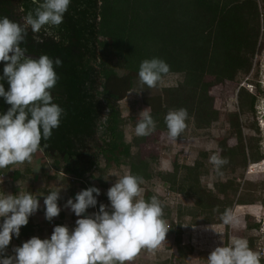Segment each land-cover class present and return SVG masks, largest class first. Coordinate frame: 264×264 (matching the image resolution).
Masks as SVG:
<instances>
[{"label":"trees","instance_id":"16d2710c","mask_svg":"<svg viewBox=\"0 0 264 264\" xmlns=\"http://www.w3.org/2000/svg\"><path fill=\"white\" fill-rule=\"evenodd\" d=\"M36 6L32 0H0V18L22 24V17ZM46 30L59 36V42L46 36ZM257 31L255 0H70L61 25L45 26L35 34L43 43H37L29 29L22 45L28 54H47L63 61L56 68L59 79L51 95L64 114L59 128L53 131L51 139L42 140L39 151L50 160L54 173L78 182L96 166L98 155H108L114 165H125L127 174L142 176L144 182L158 177L171 192L191 201L185 211L191 224L198 219L203 223H222V215L230 209L239 189L238 178L246 163L264 157L255 118L257 96L263 88L258 61L253 69V91L240 85L236 93L237 110L224 112L226 135L232 136L234 143L227 145L225 137L216 139L218 155L228 162L219 170L222 178L212 181L210 187L200 180L208 174L200 159L186 169L173 166L160 170L155 169L152 160L141 157L134 147L144 137L134 134L129 141L124 139V118L117 103L128 91H141L142 103L149 107L153 119L165 118L169 110L185 108L187 124L207 127L213 118L205 112L198 115L190 111L185 89L196 87L203 91L205 84L198 82L200 74L231 81L245 76L251 68ZM153 57L170 66L168 74L180 76L174 85L156 91L140 84L139 65ZM3 67L0 62V77ZM0 84L5 91L9 89L6 79H0ZM201 96L205 97V93L201 92ZM10 107L0 97V115ZM244 113L253 117L250 122L241 120ZM244 127L252 135H244ZM95 134L98 143L90 147L88 142ZM226 169L230 172L223 174ZM31 171L27 161L0 169L10 186L5 194L25 192L24 184L30 180ZM242 183L246 184L239 200L242 203L259 200L264 181ZM153 196L150 189H144L146 201ZM252 226L256 232L258 224ZM38 228L41 226L31 215L27 225L20 228L19 236L14 235L11 240L33 237ZM53 229L50 226L43 235L35 237L50 239ZM173 242L182 258L184 245L180 244V236H174ZM12 244L7 246L5 255L14 256L15 252L10 251Z\"/></svg>","mask_w":264,"mask_h":264},{"label":"clouds","instance_id":"9594fccd","mask_svg":"<svg viewBox=\"0 0 264 264\" xmlns=\"http://www.w3.org/2000/svg\"><path fill=\"white\" fill-rule=\"evenodd\" d=\"M37 5L22 17L23 23L0 18V62L4 63L3 76L9 89L0 84V97L11 107L0 115V169L9 165L31 162L33 154L41 148V142L51 139L59 128L64 109L54 102L51 95L59 79L56 68L63 65L60 58L52 59L42 54L38 59L25 55L22 47L28 30L37 43H43L39 35L45 26H59L64 22L70 0H32ZM23 11V9H21ZM58 43L59 36H53ZM170 72V66L162 59L153 57L139 65L141 85L155 88ZM141 91H130L128 94ZM103 117H106L104 115ZM135 126L137 136H149L156 129L149 107L139 113ZM188 112L185 108L169 110L165 116L168 137L175 141L186 130ZM44 147H48L47 144ZM210 162L219 173L228 161L212 155ZM143 177L125 174L107 190L111 211L100 204L99 211L85 216L86 210L95 207L100 190L89 187L69 198V207L77 216L76 227L70 232L67 226H55L50 239L33 236L14 249V256L5 255L13 237L19 236L29 217L39 208L36 196L29 192L0 194V264H126L133 261L143 250H157L166 240L169 226L163 219L160 201L151 197L146 201L141 185ZM59 191L44 197L45 219L51 221L61 211L58 206ZM95 193V196L93 195ZM225 224L235 220L230 210L222 215ZM264 254L249 247L248 241L235 238L231 244L216 247L207 257V264H261Z\"/></svg>","mask_w":264,"mask_h":264},{"label":"rangeland","instance_id":"374dc122","mask_svg":"<svg viewBox=\"0 0 264 264\" xmlns=\"http://www.w3.org/2000/svg\"><path fill=\"white\" fill-rule=\"evenodd\" d=\"M254 67L255 61L252 58L249 72L241 79L232 81L219 78L216 80L215 76L200 74L198 76V82L205 84L203 91H201L205 93V97L201 96V92L196 87L185 89V95L187 96L190 111L198 115L204 112L208 113L210 118H213L210 124L207 127L200 128H194L191 123L187 124L186 130L181 136L177 137L175 142L169 139L168 130L163 129V127H166L165 118L161 116L155 117L154 120L157 124L155 131L149 136H144V140L134 147V150L141 157L152 160L155 163V169L160 170H170L173 166L186 169L195 159H200L203 161L205 168L208 169V174L200 178V180L207 187H210L212 181L217 178H222V174L216 172L214 165L209 159L214 154L218 155L219 149L216 147V139L225 137L227 145L234 143L233 137L228 134L226 135V128L223 124L224 112L237 110L236 93L240 85L248 89V91H253L255 79L253 76ZM259 75L263 88L257 96L255 118L257 119V135L260 137V149L264 153L263 133L260 132L258 126L260 120L262 122L264 120V71H260ZM179 79L180 76L178 74H167L164 76L163 81L152 90L157 91L161 87L174 85ZM130 91L137 90L132 89ZM130 91L117 103L120 114L124 118L122 130L126 141H129L135 134V126L140 119L139 113L147 108L142 103L141 93L132 92L128 94ZM240 117L243 122H250L253 118L247 113L240 115ZM260 125L264 129V122ZM242 132L246 136L252 135V131L247 130L246 127L242 128ZM88 143L90 147L91 145L96 147L95 144L98 143L97 134ZM92 150L94 151L91 148L90 151ZM96 160V166L92 168L82 182H78L71 181L59 173H54L50 167V160L39 150L33 154L30 162L32 169L30 180H26L24 186L26 188L25 192L30 191L39 201V208L32 215L35 221L41 226V228L35 231V236L43 235L45 230L50 226H67L71 232L76 227V220L83 218V216L77 217L69 207H65L66 202L69 198L75 202L76 194L81 190L87 189L89 184L97 185V188L100 190V195L96 197L98 199L95 206L96 212L99 211L100 204L106 205L107 210L111 211L107 190L115 184L117 179L127 174V167L125 165H114L108 155L100 154ZM245 167L241 176L238 178L239 189L229 209L235 217V220L230 224H225L224 221L219 224L203 223L200 219L195 224H191V218L185 212L188 206L191 205V201L182 198L180 194L171 192L166 184L162 183L158 177H153L150 181L144 182L141 188L143 191L144 189H150L160 201L164 215H167V218L164 220L170 228L166 233V240L157 250L149 251L143 249L133 261L126 262V264H207V257L211 251L216 247L231 244V241L235 238L246 239L249 247L254 251L261 252L264 250V189L259 200L252 203H242L239 200V196L242 195L243 188L246 184L242 182L258 181L252 177L243 179ZM229 172L230 169H226L223 174ZM6 180L0 174V194H5V191L10 188ZM29 186L31 189H29ZM58 189H60V198L57 203L62 215L54 217L50 222L45 219L44 197L49 192ZM103 194L105 197H101ZM92 213L93 207H90L84 215L91 216ZM252 215H263L261 216L262 221L259 223L256 221L250 222ZM254 223L258 224L256 232H254L252 226ZM176 235L180 236V244L184 245V255L182 258L175 250L173 237ZM30 238L32 237L24 236L16 242L11 240L13 244L10 247V251H14L16 247L22 246Z\"/></svg>","mask_w":264,"mask_h":264},{"label":"built area","instance_id":"2783aa9c","mask_svg":"<svg viewBox=\"0 0 264 264\" xmlns=\"http://www.w3.org/2000/svg\"><path fill=\"white\" fill-rule=\"evenodd\" d=\"M255 5L257 12L258 31H257L256 47L253 54L254 55L253 60L255 62L258 61L259 72H260V71H264V0H255ZM263 122L262 120H260L258 126L260 132L263 133L262 137L264 138V132H263L264 129L260 127L261 126L260 124ZM249 177H252L258 181L264 180V157L256 161L248 162V164L245 167L243 179H249ZM94 208L95 207H93V213H97L96 208L95 209ZM261 216L252 215V219H250V222L256 221L257 223H259L260 221H262ZM261 253L264 254V250H262Z\"/></svg>","mask_w":264,"mask_h":264},{"label":"water","instance_id":"95a60500","mask_svg":"<svg viewBox=\"0 0 264 264\" xmlns=\"http://www.w3.org/2000/svg\"><path fill=\"white\" fill-rule=\"evenodd\" d=\"M25 55L29 58H34V59H38L39 56L35 55V54H28V53H25Z\"/></svg>","mask_w":264,"mask_h":264},{"label":"crops","instance_id":"0c3cea01","mask_svg":"<svg viewBox=\"0 0 264 264\" xmlns=\"http://www.w3.org/2000/svg\"><path fill=\"white\" fill-rule=\"evenodd\" d=\"M3 217H0V225H2V223H3Z\"/></svg>","mask_w":264,"mask_h":264}]
</instances>
